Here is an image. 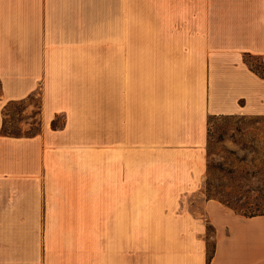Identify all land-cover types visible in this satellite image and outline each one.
<instances>
[{
    "label": "crops",
    "instance_id": "1",
    "mask_svg": "<svg viewBox=\"0 0 264 264\" xmlns=\"http://www.w3.org/2000/svg\"><path fill=\"white\" fill-rule=\"evenodd\" d=\"M249 56L264 0H0V264H264V214L203 190L208 120L264 119ZM32 94L38 130L1 132ZM20 193H97L106 236L21 252Z\"/></svg>",
    "mask_w": 264,
    "mask_h": 264
},
{
    "label": "rangeland",
    "instance_id": "2",
    "mask_svg": "<svg viewBox=\"0 0 264 264\" xmlns=\"http://www.w3.org/2000/svg\"><path fill=\"white\" fill-rule=\"evenodd\" d=\"M246 62L264 71L258 59L249 56ZM38 107L37 94L10 102L1 132L35 133ZM61 120L58 117L56 122L60 124ZM206 150L205 196L239 213L264 212V119L210 118ZM8 195L0 193V200L10 202ZM94 195L97 193H20L14 215L10 210L2 216L5 220H19L21 252L92 253L94 239L100 234L106 236V230L93 228ZM207 232L210 234L211 229ZM212 246L209 242V252Z\"/></svg>",
    "mask_w": 264,
    "mask_h": 264
},
{
    "label": "trees",
    "instance_id": "3",
    "mask_svg": "<svg viewBox=\"0 0 264 264\" xmlns=\"http://www.w3.org/2000/svg\"><path fill=\"white\" fill-rule=\"evenodd\" d=\"M249 66H250V68H251L253 71L259 73V74L262 75V76H264V71H261V70H259L257 67H254V66H252V65H249ZM52 126H54V127H55V126H58V123L56 122L55 119L52 120ZM6 134H7V133H6ZM241 214L246 215V216H252V215H258V214H264V212H262V213H258V214H246V213H241ZM213 251H214V248H213V246H212L211 251H210V252L208 251V257H210V256L212 255Z\"/></svg>",
    "mask_w": 264,
    "mask_h": 264
}]
</instances>
